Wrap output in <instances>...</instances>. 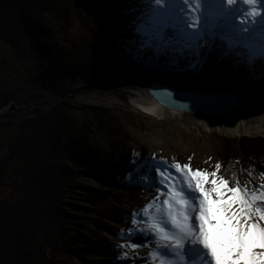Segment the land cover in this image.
I'll list each match as a JSON object with an SVG mask.
<instances>
[{
  "label": "rangeland",
  "instance_id": "374dc122",
  "mask_svg": "<svg viewBox=\"0 0 264 264\" xmlns=\"http://www.w3.org/2000/svg\"><path fill=\"white\" fill-rule=\"evenodd\" d=\"M168 1L51 0L45 14L50 32L40 38L26 69L19 65L13 49L0 40V91L13 98L11 104L0 106V159L9 156V143L24 121L62 100L68 105V140L73 142L84 132L94 149L96 168L83 170L69 182L67 200L72 207L67 209L76 217L69 235L81 255L70 264H184L174 260L175 248L191 264H205L213 252L221 262L234 255L233 250L261 259L259 250L264 248L253 238L264 233L258 207L264 201V172L254 176L245 168L247 162H242L235 179L223 177L220 153L221 138H226L246 160L245 139L264 136L244 133L233 138L216 130L194 129L186 125L185 118L148 115L132 106V83L121 84L120 75L129 70H161L156 66L161 58L167 62L162 70L218 71L217 65L201 60L216 46L221 48V41L227 46L226 55L237 47L245 48L252 68L244 76L259 78L264 74V32L253 33L241 14L236 21L225 23L228 7L217 13L216 21H199L176 6L168 9ZM209 8L211 5L203 13L212 19ZM168 29L175 32L173 37H167ZM201 49L205 52L202 59ZM183 53L197 61L176 70L174 64ZM128 54L145 64L120 67L117 59ZM71 55L90 65L101 59L104 63L63 78ZM226 55L220 54L218 60ZM259 58H263L260 69L256 65ZM82 81L85 87L78 89ZM46 83L58 87L63 97ZM202 118L194 116V124ZM261 167L264 169L263 164ZM112 178L123 179V186L105 184ZM195 203L205 208L207 221L193 212ZM188 217L201 229L183 236ZM138 235L147 240L136 243ZM250 242L251 248L243 249ZM102 248L109 254H103Z\"/></svg>",
  "mask_w": 264,
  "mask_h": 264
},
{
  "label": "trees",
  "instance_id": "16d2710c",
  "mask_svg": "<svg viewBox=\"0 0 264 264\" xmlns=\"http://www.w3.org/2000/svg\"><path fill=\"white\" fill-rule=\"evenodd\" d=\"M50 4L51 0H0V40L13 49L23 69L33 58L40 38L50 32L45 17ZM166 33L167 37L175 35L171 29ZM218 45L221 48L216 46L206 58H203L205 52L201 49V62L209 66L219 65L225 71H250L251 59L245 48L237 47L226 55L227 46L221 41ZM184 54L175 62L176 70L187 69L192 61H197ZM220 54L226 56L219 61ZM262 60L257 61L258 69L262 67ZM103 63L101 59L90 65L79 56L71 55L61 75L63 78L79 75L99 68ZM117 64L128 67L145 63L134 54H128L117 59ZM156 66L162 69L167 67V62L161 58ZM46 87L63 97L58 87L52 88L47 83ZM12 101L13 98L0 91V106H7ZM67 108V102L62 100L47 111L37 112L35 118L24 121L20 133L9 143V156L0 159V264H70L73 258L81 257L74 248L75 239L69 235L76 220L67 209L72 207L67 200L69 182L83 170L93 171L96 160L87 134L79 132L73 142L68 140ZM221 140L224 143L220 153L223 177L235 179V171L242 162H247L245 168L254 176L264 172L261 170L262 164L264 166V138L245 139L246 160H242L236 144H229L226 138ZM105 184L121 188L124 180L112 178ZM128 194L134 197L133 191ZM146 240L143 235L134 238L138 244ZM102 253L108 255L109 251L102 248Z\"/></svg>",
  "mask_w": 264,
  "mask_h": 264
},
{
  "label": "bare ground",
  "instance_id": "6f19581e",
  "mask_svg": "<svg viewBox=\"0 0 264 264\" xmlns=\"http://www.w3.org/2000/svg\"><path fill=\"white\" fill-rule=\"evenodd\" d=\"M210 5L211 8H209V12L212 14V19H210V17L209 19L207 17L205 18V13H203L204 9ZM174 6L183 12H189L192 19H197L199 21H216L217 13H221V9L228 7L230 14L224 18L225 23H231L238 14H241L245 15L247 18L253 33L264 32V0H169L168 9L174 8ZM217 68H219L218 71L215 69L214 71L203 70L199 74H194L192 71L176 73L162 69L129 70L128 74L120 75V81L122 84L130 80L132 83V93L134 94L133 100L131 101L132 106L148 115L155 116L159 119L167 118L168 116L175 117L179 120L185 118L183 121L186 125L194 129H206L210 132L216 130L223 135L233 138H238L244 133H247L244 136H264V74L259 78H253V76H244V73L235 75L231 71H223L218 66ZM154 81H160L166 84L170 83L180 89H201L205 92L220 90L229 91L243 99V104L237 111L227 116L203 117L200 119V122L195 125L194 123L196 120H194V116L189 115V117L185 113L183 114L176 110L168 109L157 103L147 90V86ZM84 87L85 81H82L78 89H83ZM258 204L260 209L259 216L264 225V201ZM202 209L205 210L203 206ZM202 209L201 206L196 203L192 205L193 212L195 211V213L207 217L205 218L207 221L209 217ZM208 227L213 229L214 224H209ZM192 229H201V227H199V224L193 221L192 218L188 217L186 226L183 229V231H185L183 236H190V230ZM253 240L255 243L258 240L260 248H264L263 232L260 235H256ZM207 246L211 248V243L208 240ZM250 248L251 242L248 243L247 246H243L245 250H249ZM232 252L234 255H227L221 262L216 258V254L213 252L212 257H210L205 264H264V250L263 252L259 250L262 260L252 256H243L238 251L233 250ZM174 253V260L177 262L181 260L184 264H191V260L187 259L188 257L182 259L183 254L180 249L175 248ZM186 256H189V252H186Z\"/></svg>",
  "mask_w": 264,
  "mask_h": 264
},
{
  "label": "water",
  "instance_id": "95a60500",
  "mask_svg": "<svg viewBox=\"0 0 264 264\" xmlns=\"http://www.w3.org/2000/svg\"><path fill=\"white\" fill-rule=\"evenodd\" d=\"M147 90L159 105L197 117L227 116L243 104V99L225 90L180 89L160 81L151 82Z\"/></svg>",
  "mask_w": 264,
  "mask_h": 264
}]
</instances>
